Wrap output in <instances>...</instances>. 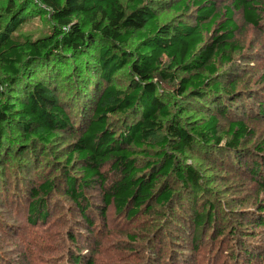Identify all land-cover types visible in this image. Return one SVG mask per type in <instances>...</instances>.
Returning a JSON list of instances; mask_svg holds the SVG:
<instances>
[{
	"label": "rangeland",
	"instance_id": "rangeland-1",
	"mask_svg": "<svg viewBox=\"0 0 264 264\" xmlns=\"http://www.w3.org/2000/svg\"><path fill=\"white\" fill-rule=\"evenodd\" d=\"M174 1L141 0V5L155 12L160 24H192L195 7L178 12L171 9ZM213 1L218 9L229 4V0ZM122 3L128 11L132 2L122 0ZM24 19L27 23L17 34H27L31 39L48 34L50 18L45 9ZM234 21L238 26L234 39L239 49L229 55L230 61L215 60L214 73L204 71L202 75L211 86L218 84V90L236 94L231 99L242 107L241 110L231 107V119L218 116L219 144L229 140L228 122L234 115L252 130L241 142L238 159L232 158L233 150L215 147L211 141L204 146L194 144L181 154L174 153L181 170L194 172L196 182H181L173 172L166 179L160 177L155 190L162 183L167 184L173 193L172 200L165 204L152 201L149 211L143 205L129 219L126 211L117 212L112 204L105 205L102 189L119 179L118 173L106 165L101 170L106 179L104 187L97 181L84 187L82 206H79L65 191L63 172L75 179L82 175L77 158L68 161L67 157L79 135L77 125L86 119L88 112L77 108L82 100L80 92L74 89L76 81L69 76L70 70L63 67L53 94L73 126L58 132L49 145L39 144L38 149L29 146V141L22 139L15 127H7L6 137L1 138L5 150L0 152V264H73L75 257L80 260L78 264H264V228L256 223V218H264V213L259 214L255 208L261 203L264 210V149H256V146L264 148V116L258 114L259 109H264V20L254 27L244 23L236 12ZM217 28L214 25L206 35L208 43L218 34ZM132 46V42L122 44L118 52ZM168 72L173 76L183 75L174 69ZM21 75L27 76L25 72ZM6 76L0 70V90L5 101H9ZM38 78L35 75L29 81L33 84ZM130 78L125 65L117 71L112 84L127 90ZM176 84L171 79H161L157 84V93L168 106L169 115L162 119L163 129L147 139L149 146L136 151L137 167L157 156L161 149L157 143L167 134V125L178 123L191 131L213 113L209 95L223 97L221 91L215 93L209 89L208 96L200 100H189L185 95L178 98ZM105 85L102 83L99 88ZM95 95L96 92L93 98ZM108 118L113 130H118L120 115L111 113ZM163 150L172 151L170 145ZM257 163L261 166L260 174L254 175L250 169ZM47 180L52 181V190L36 197L43 201L46 216L31 224L27 219L32 199L30 189ZM82 207L86 209L87 221L81 216ZM201 214H209V219L196 228V216Z\"/></svg>",
	"mask_w": 264,
	"mask_h": 264
},
{
	"label": "trees",
	"instance_id": "trees-1",
	"mask_svg": "<svg viewBox=\"0 0 264 264\" xmlns=\"http://www.w3.org/2000/svg\"><path fill=\"white\" fill-rule=\"evenodd\" d=\"M131 2L126 11L122 0H0V70L8 74L9 101L14 100L5 101L0 90V152L5 150L1 138L6 137L7 127H15L22 139L29 141V146L38 149L39 144L49 145L58 132L73 126L53 94L59 71L65 67L76 81L74 89L80 92L82 100L77 108L88 112L86 119L77 125L79 135L67 157L68 161L77 158L82 175L75 179L63 172L65 191L82 206L83 188L90 187L94 181L104 187L106 179L101 170L108 165L118 173L119 179L107 188L105 185L103 200L117 212L126 211V219L143 205L149 211L152 201L165 204L172 200L173 193L167 184L162 183L155 190L160 177L166 179L173 172L181 182H196L194 172L181 170L174 153L181 154L194 144L204 146L211 141L215 147L233 150L232 158L238 159L241 142L252 130L234 115L228 122L229 140L219 144L218 116L231 119V107L240 110L242 107L231 99L236 94L218 90L216 83L211 86L202 72L214 73L215 60L230 61L229 55L239 49L234 39L238 29L234 21L236 12L244 23L254 27L264 20V0H229L222 9L213 0H175L171 4L175 11L195 7L192 24H160L158 15L141 5V0ZM41 9L50 18L48 34L37 39L17 34L27 23L24 17ZM214 25H218V34L208 43L205 37ZM129 42L133 45L130 50L118 52L120 45ZM71 63L74 65L70 66ZM125 65L131 78L127 90H120L112 84V79ZM172 69L183 75H171L168 71ZM35 75L39 78L32 84L29 78ZM161 79L177 81L178 98L185 95L189 100H200L208 96L209 89L215 93L221 91L223 97L209 95L213 113L191 131L178 123L167 125V134L157 143L161 148L157 156L137 167L136 151L149 146L147 139L163 129L162 119L169 115L168 106L157 93ZM102 83L106 85L101 89ZM111 113L120 115L118 130H113V123L109 122ZM258 114L264 116V109H259ZM170 141L173 143L169 144ZM168 145L172 149L169 153L163 150ZM256 149L264 148L256 146ZM252 165L251 173L260 174L261 166ZM52 186V181L47 180L30 189L29 223L44 220L43 201L36 197L40 193L48 194ZM255 208L259 214L264 213L261 203ZM81 211L83 220L87 221L86 209L82 207ZM208 215L196 216L195 227L201 228ZM256 223L264 228L262 216L256 218ZM79 261L75 257L72 262Z\"/></svg>",
	"mask_w": 264,
	"mask_h": 264
}]
</instances>
